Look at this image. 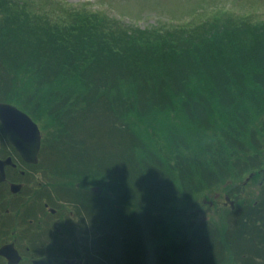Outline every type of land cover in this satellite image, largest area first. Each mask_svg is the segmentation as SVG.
Wrapping results in <instances>:
<instances>
[{
    "label": "trees",
    "instance_id": "trees-1",
    "mask_svg": "<svg viewBox=\"0 0 264 264\" xmlns=\"http://www.w3.org/2000/svg\"><path fill=\"white\" fill-rule=\"evenodd\" d=\"M50 7L55 15L42 16L32 1L0 0V101L58 126L59 176L69 168L101 189L88 208L100 252L110 231L122 248L137 237L152 246L142 264H264L254 204L238 198L237 212L218 201L246 169L263 180L264 18L225 10L141 27Z\"/></svg>",
    "mask_w": 264,
    "mask_h": 264
},
{
    "label": "flooded vegetation",
    "instance_id": "flooded-vegetation-1",
    "mask_svg": "<svg viewBox=\"0 0 264 264\" xmlns=\"http://www.w3.org/2000/svg\"><path fill=\"white\" fill-rule=\"evenodd\" d=\"M8 103L37 124L40 146L36 160L30 151L22 154L17 137H10L0 120V264H112L103 256L109 257L113 236L105 233L102 254L93 233L96 220L88 211V190L69 193L59 185L55 131ZM64 198H71L68 211L60 209Z\"/></svg>",
    "mask_w": 264,
    "mask_h": 264
},
{
    "label": "rangeland",
    "instance_id": "rangeland-1",
    "mask_svg": "<svg viewBox=\"0 0 264 264\" xmlns=\"http://www.w3.org/2000/svg\"><path fill=\"white\" fill-rule=\"evenodd\" d=\"M32 1L33 9L37 12H40L42 16L47 14H54L55 15V7L51 8V3H59L62 2L68 6L73 7H82L88 8L87 10H96L99 11L101 14H107L108 16H112L118 18L122 21L135 23L141 27H146L150 25L162 24V25H170V24H185L188 22H196L202 21L203 19H208L216 12H222L225 10H229V12L237 15V17H247L249 20L255 19H262L264 18V0H29ZM200 21L198 23H200ZM18 85V84H17ZM10 93L16 94V90L11 88ZM2 96H6L1 94ZM28 95V94H27ZM21 99H25L22 96H19ZM14 99V98H12ZM14 101L19 104V101L14 99ZM20 107L24 106L19 104ZM30 114H35L33 111H30ZM35 116V115H34ZM37 116V115H36ZM35 116V117H36ZM38 118V116L36 117ZM40 124L44 125V127L49 128L52 131L58 128L55 127L50 123L49 119L42 120L38 118ZM73 167V166H72ZM255 167V164H254ZM262 175H263V182L260 180L259 182H254L251 176V170H244L242 176L238 179L235 178V182H231L229 188L234 189L233 192L229 195L224 193V190L228 188H224L222 190L224 193L221 197H218V201H222L224 207H230L231 209H236V211L244 210L243 207L248 206L249 204H254V208L256 209L255 214H258L250 219V224L254 226H258L261 223V220L264 219V203L261 206H257L259 200L255 198L259 194L260 189L264 187V166H262ZM60 172H63L68 176V178H64L59 176V185L66 188V191L72 193V191H84L87 189L89 192L90 197V204L86 205L88 208L94 209L95 204L94 200L96 197L101 196V189L99 186L88 185L98 191H92L88 189L85 183H82L80 186L81 181H85V176L83 173L73 172L69 168L60 169ZM74 174V175H72ZM88 179V178H87ZM92 181L100 180L101 178L94 179V177H90ZM107 184L112 185L109 178H107ZM254 182V183H253ZM62 183V184H61ZM109 197L115 202L119 200L115 194H112L110 189L107 191ZM228 196V197H226ZM238 198H242V203L244 206L239 209L240 203ZM66 199V200H64ZM64 202L59 200V204H61L60 209L69 210L71 209V198H64ZM226 199V200H224ZM246 199V200H245ZM92 200V201H91ZM69 201V202H67ZM121 205H117V208L120 212L123 213V210L127 213L131 207L123 206V201L119 200ZM264 202V201H263ZM135 205V201L132 202ZM249 203V204H248ZM220 204V203H219ZM136 207L138 208V212L145 213V209H143L141 204H137ZM233 206V208H232ZM174 206H171L173 210ZM251 207V206H250ZM260 213H263L260 215ZM92 216L95 218L94 211L91 212ZM120 215V214H119ZM108 221V227L111 229V222L110 216L107 215L106 217ZM96 225V224H95ZM81 229H76V232L81 233ZM78 233V234H79ZM94 233V231H93ZM132 236V233H128ZM136 235V234H134ZM137 236V235H136ZM128 239V236H127ZM142 240V239H141ZM111 249L107 250V254L110 258V263L115 264H140L141 260L146 259L145 256L149 259H155V257L151 256V253H146L144 249L147 250L148 246L147 243H142L140 239L131 238V243L129 247H121L113 242H111ZM130 246H136L130 247ZM143 249V250H141ZM159 250V249H158ZM161 250H159V253ZM238 264L241 262L240 260H236ZM142 264V263H141Z\"/></svg>",
    "mask_w": 264,
    "mask_h": 264
},
{
    "label": "water",
    "instance_id": "water-1",
    "mask_svg": "<svg viewBox=\"0 0 264 264\" xmlns=\"http://www.w3.org/2000/svg\"><path fill=\"white\" fill-rule=\"evenodd\" d=\"M0 120L8 135L17 137L16 142L21 153L26 155L30 151L33 160H36L40 146V130L30 116L12 104L0 102Z\"/></svg>",
    "mask_w": 264,
    "mask_h": 264
}]
</instances>
